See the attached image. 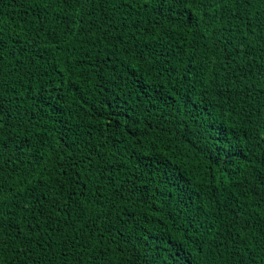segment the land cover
<instances>
[{"label": "trees", "instance_id": "1", "mask_svg": "<svg viewBox=\"0 0 264 264\" xmlns=\"http://www.w3.org/2000/svg\"><path fill=\"white\" fill-rule=\"evenodd\" d=\"M120 2L85 0L69 32L54 0H0V104L15 117H0V165L43 157L35 172H0L15 188L0 198L19 204L2 218L0 264H77L107 208L72 180L88 179L93 144L119 156L114 129L129 145L123 172L142 176L147 195L119 206L126 239L109 245L112 264H174L177 248L191 264H264V0H170L165 16L151 3L127 15ZM41 191L55 208L37 203Z\"/></svg>", "mask_w": 264, "mask_h": 264}, {"label": "snow or ice", "instance_id": "2", "mask_svg": "<svg viewBox=\"0 0 264 264\" xmlns=\"http://www.w3.org/2000/svg\"><path fill=\"white\" fill-rule=\"evenodd\" d=\"M54 2L64 5L69 10L65 13L64 20L69 32L76 31V29H74L72 26L74 24L80 23L83 18L81 17V21L72 19L71 10L83 4L85 0H54ZM93 2H96V0H93ZM195 2L203 3L204 0H195ZM248 2H250V0H224V7L226 8L228 3H231L233 8H235L237 5L243 7ZM150 3L156 5L161 16L172 15L170 10L166 11L165 9V5L170 3V0H121L119 6L121 8L128 9L127 15H131L135 5L139 4L141 7H144ZM92 14L94 15V13ZM76 15L79 16V13H76ZM179 16L181 18V24H191L193 22V17H188L187 20L183 19V12L179 13ZM195 25L197 29H199V21H195ZM135 26L139 27V24L137 23ZM80 30H82V28ZM128 51L129 54H131V52L136 51V48L134 46L130 47L128 48ZM0 60H3L2 52H0ZM110 60V56L105 57L102 63L108 64ZM2 71L3 69L0 68V72ZM133 83L139 86L137 81H133ZM5 114L7 115V119L9 121L15 119L12 111L0 104V117H3ZM30 119H36L35 115L30 117ZM3 123H5V121L0 119V124ZM112 123L113 121L109 120V127H111ZM129 128H131V125H129ZM113 132L115 135H110L109 139L114 141L112 143V148L119 153V156L115 155V153L109 155L108 153L101 151L100 148L93 144L89 154L85 156L84 161L87 165H89V167L83 170L88 173V179L84 180V177L78 173L77 176L72 180V183L80 184V196L90 193L91 200L94 201L96 205H99L101 209L107 208V211H101L95 217V219L91 221V223L87 224L89 231L87 232L86 236L82 238V242L79 245L81 249V256L78 258L77 264H112L110 259L111 248L109 245L117 243V236L121 238V243H123L126 239V222L124 220V216L128 214V210L126 207H124L123 211H121L119 206L124 200H128V202L131 203L132 199L135 198L137 194H139V199H144V197L147 195L146 186L141 183L142 176L136 175V173L131 169L127 173L123 172V169L126 165L122 162L120 157L125 154V151L129 145H125V147L122 149L120 146L124 145L125 141L118 138L120 135H122V133L117 132L115 129ZM132 134L133 133L129 131L128 135L131 136ZM66 147L71 149L72 145L66 144ZM102 147L107 148L108 145L104 144ZM9 151H11V149H9ZM21 155H23V152H21ZM0 156H2V153H0ZM17 160H20V158L17 157ZM42 160L43 157L39 155L38 151L32 154V157L27 161V163H25L23 160H20V163L16 166H13L14 161L9 158L3 161V164L0 165V172H6L9 171V169H11V171H17L20 165H24L23 171L35 172L37 165H39ZM77 167H79V164H77ZM153 171L155 172L160 170L153 168ZM163 174L167 175L166 172ZM63 175L65 177L68 176L67 170L63 173ZM93 177H95V179H93ZM121 177H123V182L118 184L117 180ZM81 181H83V183H81ZM89 182H91V187ZM160 182L162 183L163 181L161 180ZM37 183L39 184L40 188L48 187L47 184H44L40 181ZM261 183H264V178L261 179ZM37 190L38 189L36 187L31 188L32 192H36ZM7 192L15 193V188H12L7 184H0V197H3V194ZM109 192H111L110 196L108 195ZM125 193H129L130 195L126 196ZM63 194V191H60L59 195L62 196ZM70 195L75 196L77 193L73 191ZM41 201H46L47 204L52 205L53 208L56 207V204H54L53 201L48 198L47 192H40L37 203H40ZM13 205L19 207L18 194L11 201L0 198V237H2L5 232V223L2 218L5 216L15 217L17 215L15 211H12ZM25 211H27V209H25ZM47 211V207L44 204H41L39 209L40 215H46ZM84 214L86 215L87 213ZM97 221H100V223H97ZM16 227L17 224L15 223V220H12L8 224L7 230L10 231ZM2 243L3 241L0 239V244ZM203 250V248L199 249L200 252H203ZM120 251H123L122 247L120 248ZM183 253L184 250L182 248H177L176 251L172 253V260L174 261V264H181L182 261L183 264H191L188 257ZM85 257H87V259H85ZM157 259L159 258L157 257L149 261L147 258H145L143 264H157ZM163 264H168V260L165 259Z\"/></svg>", "mask_w": 264, "mask_h": 264}]
</instances>
